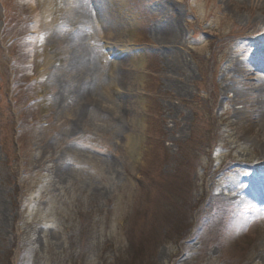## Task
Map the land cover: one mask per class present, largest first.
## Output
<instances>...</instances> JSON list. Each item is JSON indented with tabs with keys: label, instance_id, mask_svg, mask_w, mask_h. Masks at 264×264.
<instances>
[{
	"label": "rangeland",
	"instance_id": "obj_1",
	"mask_svg": "<svg viewBox=\"0 0 264 264\" xmlns=\"http://www.w3.org/2000/svg\"><path fill=\"white\" fill-rule=\"evenodd\" d=\"M97 1L55 35L31 1L0 0V264H264V132L253 98L233 100L237 65L264 76V0H119L112 17ZM169 20L176 43H156ZM92 27L104 108L78 122L79 65L58 38ZM124 73L126 95L108 88Z\"/></svg>",
	"mask_w": 264,
	"mask_h": 264
},
{
	"label": "bare ground",
	"instance_id": "obj_2",
	"mask_svg": "<svg viewBox=\"0 0 264 264\" xmlns=\"http://www.w3.org/2000/svg\"><path fill=\"white\" fill-rule=\"evenodd\" d=\"M26 1H31L30 3L33 6L32 11L34 12L33 14L35 15L36 22L39 21L41 15L45 27H48L49 25L53 26L54 23L58 27L57 23H60L59 21H61L62 18L70 19V16H72L73 21H77L76 23H78L79 25L80 22H83V24L84 23L91 24L93 21V17H90L92 13L90 14L87 13L88 8L85 6V3H83L86 2V0H70V4L65 6L55 3V0H38L40 2H36V0H26ZM97 2L100 3L97 4V7L94 6V8L95 9L101 8L102 11H106V12L108 11V14L111 15V17H112V13L110 12L111 9L109 2H119V4L123 6V2L120 3L121 1L119 0H98ZM38 3H40V5ZM87 4L89 5L88 2ZM103 4H105V7L103 6ZM40 6L42 7L41 9H39ZM94 14L96 15V12ZM61 15H63V17H61ZM122 20H124V22L126 23L124 30L130 33L129 36L131 38L127 40V42L123 41L122 43L118 44L119 50L114 52V54L117 56L125 52V50L129 49V47L127 46L129 45V43H132L133 39L131 33H134L133 27L135 26V22L132 21V17H130L129 14L125 13L122 16ZM176 23H177L176 20L174 21L169 20L160 26H155L151 30L155 42L158 44H175L179 35L178 32L179 27L176 25ZM99 27L101 28V25H99ZM58 28L59 29L56 30L55 35H59L61 33H62L61 35H63L62 28L60 27ZM92 28L93 30L90 29V32L86 30H82L81 28H76L74 31H72L73 34L76 35V37L75 38L72 37V39L71 38L68 39V37H64V36H59L58 38V40H60L59 44H62L63 48L65 45L67 46L66 48L71 49V53H73L71 64L75 62L76 65H79V80L82 83V85L78 88V90L76 89V91L81 94L80 98L82 100V106L80 107L79 117L77 118L78 122L79 120H82V117H85V119L88 118L87 117L88 111H86V109L84 108L86 104H90L92 107L99 106V108H104L102 105L104 103L103 95L101 94V90L97 86L100 83V80L98 78L99 75L98 73L100 71L101 64L104 61L107 62V59L104 60L98 53L94 52L93 49L94 47L93 44L95 43L94 39L96 38L97 34L101 33V29L96 30L97 27L96 28L92 27ZM116 40L117 39L114 40V43ZM112 44L113 42H109V47H111L109 48V50L113 49ZM130 49H134V48H130ZM167 50H169L170 52L172 51V49L169 48H167ZM136 51L138 52V50L135 51L132 50L133 53ZM106 54H108V52ZM38 55H39L38 60L45 62L44 64L45 66L46 63L48 62L46 61V57L49 56V51L47 49H40ZM107 56L108 55H106L105 58H107ZM137 64H139V66H142L144 62L143 60L138 59ZM239 70H241V72ZM235 72L241 73L243 77L241 83L244 86H245L244 83H247V86L245 88L238 87L234 91L233 100L235 98H238L240 104H243L242 101H244V99H242V97L244 98L245 96H248L253 98L251 104L247 102H245L244 104L249 106L248 111L249 113L251 112L250 113L252 115L251 120L253 122L251 124L257 126L258 128L257 133L260 134V132H264V76L257 75V73H254V71H247L245 69H240V65L236 66ZM46 74H47V69L45 70V72H41L38 78L44 79ZM127 79L128 78L125 73L123 74L122 78L115 77V80H113L112 82H108V88L113 87V89L117 91L122 90L121 91L123 92L122 94L126 95L128 91L131 92V89H128L127 87L128 85ZM119 80L121 81L119 82ZM61 92L62 91H59L58 94L63 93ZM123 108L125 109V106L120 105L118 110V114L122 117L124 116V111H125ZM253 115H255V119Z\"/></svg>",
	"mask_w": 264,
	"mask_h": 264
}]
</instances>
